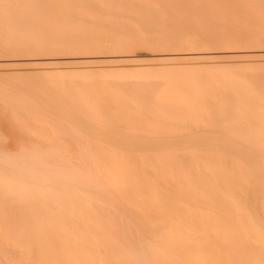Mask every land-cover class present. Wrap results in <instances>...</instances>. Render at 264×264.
<instances>
[{
  "label": "bare ground",
  "instance_id": "bare-ground-1",
  "mask_svg": "<svg viewBox=\"0 0 264 264\" xmlns=\"http://www.w3.org/2000/svg\"><path fill=\"white\" fill-rule=\"evenodd\" d=\"M182 9L193 10L203 42L182 44L168 26L165 17L192 22ZM129 25L142 45L154 26L183 52L264 41V0H0L1 60L30 67L17 53L44 45L73 59L66 69L84 70L3 81L27 103L2 88L0 103L25 134L53 146L55 166L35 151L0 157V264H264L263 85L186 55L192 62L169 85L161 74L107 79L82 60L85 45L125 44Z\"/></svg>",
  "mask_w": 264,
  "mask_h": 264
},
{
  "label": "rangeland",
  "instance_id": "rangeland-1",
  "mask_svg": "<svg viewBox=\"0 0 264 264\" xmlns=\"http://www.w3.org/2000/svg\"><path fill=\"white\" fill-rule=\"evenodd\" d=\"M182 12L187 15V17H189L192 22L185 24L184 22L176 18L165 17V20L169 23L168 26L172 27V30L178 31L180 33L182 44H186L189 41V37L195 39L198 42H203V38L195 30L196 24L194 22L195 17H193L192 14L193 10L182 9ZM220 17L223 23H225L223 24L224 26H229L233 30L237 29V26L232 23V21L226 15L221 14ZM198 18H201L200 20L203 21V27L205 28L217 29L219 27L217 23V26H215L213 21L205 16H200ZM158 20L156 19L154 22ZM101 23L102 29H111V27H114L112 25L103 24V22ZM126 29L129 34V40L125 44H115L110 46L96 45L95 47L85 45V53L84 55H81L82 60L87 59L90 61H94L93 65L96 66V68L97 66L99 68L96 70L104 72V74L107 75V79L116 78V80H118L120 79V76L117 75H124L127 78L129 77V79L137 78L140 80L151 82L156 79L157 75L161 74L160 76L165 77V79L160 80L162 82H164V80H167V84L171 81H169L168 79H181L183 74L180 70L184 67H187L184 65L185 62L186 64L188 62H192L185 61L184 58L186 55V57L190 56V58L195 57L196 59L193 62L199 63L197 65L201 68H221V70L225 71L224 73L227 75V77L234 76L240 81L249 85H253L255 83L256 88L257 85H259L260 88H258L263 90L262 87H264V41L262 40H257L249 37L242 39L227 40L231 42H236L234 44H229V42L227 44H219L210 40L206 43L207 46H205V48L197 49L198 51H193L196 52L193 53L192 51L183 52L182 50L185 49H182L181 47L175 45V42L171 39H158V37L155 36L157 32L154 26L144 27L148 40L147 43L143 45L136 38V30L134 26L129 25L126 27ZM24 49L23 51L17 54L22 58L26 56V58L31 59V61H29L34 63V65H30V67L26 66L29 69H27L25 66H20L21 68L13 67L9 64L15 62L11 60L4 61L0 59V63H2L0 64V88H2L3 91L7 94L6 97L12 100H16L19 103L26 104L27 101H25L26 99L23 96L18 95L15 90H12L13 88L10 85H7V83L3 81H12V79L17 78L18 76L27 77L28 75L31 78L33 76L34 78H40L41 75H45L47 79H51L52 77H54V74H56L60 78L64 77L65 79L68 78L70 72L77 73L84 71L66 69L64 63L62 62L70 61L73 59H55L54 57H58V55L62 54L59 50H57L56 47H44V45H38L27 46V50ZM234 50H236V52H233ZM181 52H183L184 54ZM115 54H134V57L132 58L135 59L130 62L119 63V61H117L120 60L118 57H112ZM1 55L2 54H0V56ZM182 62L184 64H182ZM115 65L119 66L118 68H120V70H118L117 66ZM122 66L124 68H122ZM246 67H254L256 70L260 71L255 70L256 72L249 74V72L243 70ZM15 68H19L20 72H16L14 70ZM59 68L62 70H59ZM6 69H11V72L9 70L6 71ZM21 71L24 72L21 73ZM33 71L39 72L34 73ZM212 75H215L218 78L217 75L219 74L213 72ZM261 85L263 86L261 87ZM166 88H168V86ZM0 106V133H2L0 134V136L3 140H0V157L3 154H6L11 157H21L24 159L27 154L35 151L39 152L40 156L44 158L47 170L53 168L55 166L54 159L52 157H47L48 151L51 149L50 147L53 146L39 140L36 136H29L25 134L12 119V116L14 114L12 110H10V108L5 109L4 104L2 103H0ZM63 140L64 142L68 141L70 143V140L68 138H63ZM72 142L73 141H71V143ZM47 170H41V172L46 173Z\"/></svg>",
  "mask_w": 264,
  "mask_h": 264
}]
</instances>
